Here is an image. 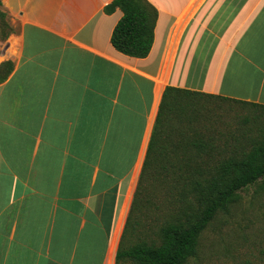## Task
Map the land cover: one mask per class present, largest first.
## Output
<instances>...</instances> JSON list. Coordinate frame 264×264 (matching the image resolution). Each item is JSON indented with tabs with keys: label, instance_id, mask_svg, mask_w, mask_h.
I'll return each instance as SVG.
<instances>
[{
	"label": "crops",
	"instance_id": "crops-1",
	"mask_svg": "<svg viewBox=\"0 0 264 264\" xmlns=\"http://www.w3.org/2000/svg\"><path fill=\"white\" fill-rule=\"evenodd\" d=\"M112 1L1 0L0 264H116L150 141L188 154L189 92L264 104V0H148L145 57L112 45Z\"/></svg>",
	"mask_w": 264,
	"mask_h": 264
},
{
	"label": "trees",
	"instance_id": "trees-1",
	"mask_svg": "<svg viewBox=\"0 0 264 264\" xmlns=\"http://www.w3.org/2000/svg\"><path fill=\"white\" fill-rule=\"evenodd\" d=\"M115 7L121 10L122 15L112 30V45L124 54L145 57L153 43L157 9L148 0H113L104 7V11L112 12ZM12 69L11 60L0 63V82ZM189 93L190 145L196 150L213 143L206 141L207 99L236 101L259 109L264 115V104L209 93ZM258 116H244L236 133H224L225 141H234V152L212 165L204 163L201 166L198 162L191 165L185 155L183 161H168L166 156L165 162L159 163L162 169L178 173H173L176 176L173 179L174 189L177 191L175 204L172 209L169 203L165 205V210L161 209L162 220L158 225L157 217L149 213L148 207H155V204L147 190L149 172L157 168L164 151L154 147L156 141H150L125 231L138 229L141 223L137 219H141L140 216L147 221L142 222V237L127 245L124 242L120 244L116 264L123 259L130 264H186L198 254L203 231L219 212L227 210L237 200L240 190L257 182L264 188V120L258 119ZM250 125L257 130L254 134ZM183 171L190 172L185 175L181 173ZM142 207L146 208L144 212ZM156 208L161 207L157 205Z\"/></svg>",
	"mask_w": 264,
	"mask_h": 264
},
{
	"label": "rangeland",
	"instance_id": "rangeland-1",
	"mask_svg": "<svg viewBox=\"0 0 264 264\" xmlns=\"http://www.w3.org/2000/svg\"><path fill=\"white\" fill-rule=\"evenodd\" d=\"M8 29L9 16L0 2V63L9 60L7 54L1 51ZM253 115H259L258 119L264 120L259 109L236 101L207 99L206 141L213 143L196 150L189 141L188 154L184 155L191 165L198 162L202 166L204 163L212 165L223 156L233 153L234 141H225L224 133H236L240 128V119ZM249 127L253 134L257 131L253 125ZM161 155L157 168L150 169L147 190L155 204V207H148L149 213L157 217V225L162 220L161 209L165 210L168 203L172 209L177 197L173 181L176 176L173 173L178 172L162 169L159 163L165 162L166 156L168 161L171 159L165 151ZM189 172L181 173L186 175ZM157 205L161 208H156ZM142 209L143 212L146 210ZM186 264H264V188L260 187V182L240 190L237 200L227 210L216 215L201 235L198 254Z\"/></svg>",
	"mask_w": 264,
	"mask_h": 264
}]
</instances>
